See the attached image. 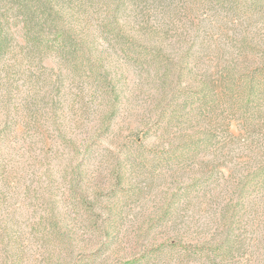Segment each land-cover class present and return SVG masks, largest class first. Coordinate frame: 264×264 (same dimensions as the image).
Instances as JSON below:
<instances>
[{
  "label": "rangeland",
  "instance_id": "374dc122",
  "mask_svg": "<svg viewBox=\"0 0 264 264\" xmlns=\"http://www.w3.org/2000/svg\"><path fill=\"white\" fill-rule=\"evenodd\" d=\"M38 3L79 45L0 0V264H264V0Z\"/></svg>",
  "mask_w": 264,
  "mask_h": 264
},
{
  "label": "trees",
  "instance_id": "16d2710c",
  "mask_svg": "<svg viewBox=\"0 0 264 264\" xmlns=\"http://www.w3.org/2000/svg\"><path fill=\"white\" fill-rule=\"evenodd\" d=\"M12 4L16 5L22 12L25 18H23V36L26 42L33 44L34 46L43 43V36H41L45 30L46 24L48 26L47 31L49 34L47 41L45 42V47H49V41L53 42L56 46H59L63 51L65 50H75V46L79 45L78 39L65 27L61 26L59 23H54L55 17L52 16L51 12H49V16L47 10L38 9L40 0H9ZM45 4V2H44ZM34 12L39 13L41 19H38L40 23L35 21L37 17ZM51 15V16H50ZM36 17V19H35ZM51 17L53 19H51ZM36 22V24H35ZM56 22V21H55ZM36 25V26H35ZM37 28V32L34 30ZM36 32L32 34V32ZM7 35H4L0 30V52L3 50L6 43Z\"/></svg>",
  "mask_w": 264,
  "mask_h": 264
}]
</instances>
